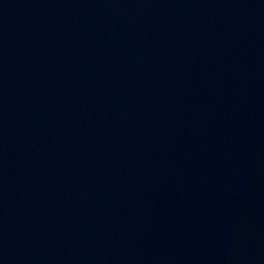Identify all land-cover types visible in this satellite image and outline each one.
Instances as JSON below:
<instances>
[{"label": "water", "instance_id": "obj_1", "mask_svg": "<svg viewBox=\"0 0 264 264\" xmlns=\"http://www.w3.org/2000/svg\"><path fill=\"white\" fill-rule=\"evenodd\" d=\"M0 264H264V0H0Z\"/></svg>", "mask_w": 264, "mask_h": 264}]
</instances>
